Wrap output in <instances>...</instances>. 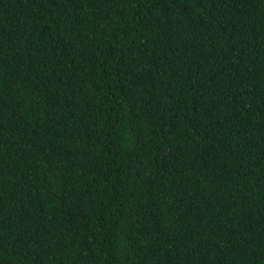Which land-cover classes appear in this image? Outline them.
<instances>
[{"label":"trees","instance_id":"1","mask_svg":"<svg viewBox=\"0 0 264 264\" xmlns=\"http://www.w3.org/2000/svg\"><path fill=\"white\" fill-rule=\"evenodd\" d=\"M0 264H264V0H0Z\"/></svg>","mask_w":264,"mask_h":264}]
</instances>
